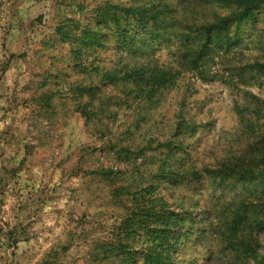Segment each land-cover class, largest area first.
<instances>
[{"label": "rangeland", "instance_id": "1", "mask_svg": "<svg viewBox=\"0 0 264 264\" xmlns=\"http://www.w3.org/2000/svg\"><path fill=\"white\" fill-rule=\"evenodd\" d=\"M105 1L0 0V264H121L119 258L117 263L106 260L101 246L116 227L123 203L111 197L105 182L93 172L111 167L125 178L130 176L133 167L115 161L114 153L104 149L105 142L120 137L132 122L137 130L134 142L122 140L121 145L131 146L133 152H139L134 149L138 146H150L152 150L136 161L146 178L156 173L167 150L176 149L175 143L170 149L156 146L176 138L173 130L181 120L195 132L191 137L177 136L186 149L174 160L180 162V170L213 166L218 154L240 141L234 108L242 102L241 89L225 81L206 83L187 73L159 94L151 109L132 105L122 108L118 119L105 120L112 135L73 112L65 89L70 83L88 81L68 67L70 47H47V40L66 18L80 24L93 22V11ZM254 28L247 25L241 30L249 36L247 50L237 57L242 63L254 60L259 42L264 44V11ZM174 47L157 46L153 58L162 65L172 64ZM99 56L105 67L118 58L111 51ZM226 70L225 79L231 74L238 82L237 71ZM252 91L264 98L257 89ZM47 92L56 101L53 112L38 100ZM212 187L203 179L199 184H163L158 192L171 204L183 200L180 206L200 217L210 207ZM209 236L184 242L178 260L205 264L208 249L213 248Z\"/></svg>", "mask_w": 264, "mask_h": 264}, {"label": "trees", "instance_id": "2", "mask_svg": "<svg viewBox=\"0 0 264 264\" xmlns=\"http://www.w3.org/2000/svg\"><path fill=\"white\" fill-rule=\"evenodd\" d=\"M263 11L264 0H106L93 11V22L80 24L66 18L54 27L47 47L67 44L68 67L88 81L70 83L65 89L73 112L87 123L95 122L101 133L112 135L104 121L118 119L122 108L151 109L159 94L172 89L186 73L206 83L225 81L242 93V102L234 108L240 141L218 154L213 166L190 172L178 169L180 162L174 160L186 149L177 136L191 137L195 132L183 120L173 130L175 139L156 146L170 149L175 143L176 149L167 150L156 173L147 178L136 161L152 150L150 146H138L134 149L139 152H133L131 146L121 145L122 140L134 142L133 122L120 137L105 142L106 153L113 152L115 161L133 167L127 178L111 167L93 172L105 182L111 197L123 203L116 227L101 246L106 260L184 264L187 261L177 258L183 243L210 234L213 248L208 249L205 264H264V98L252 91L264 94V44L259 42L251 62L237 60L241 50L248 48L249 36L241 30L249 25L254 31ZM173 45L172 64L162 65L153 58L157 46ZM107 51L118 58L105 67L99 55ZM226 69L237 71L238 82L231 74L225 79ZM38 100L54 111L53 94H42ZM131 155L136 157L132 160ZM203 179L212 183L214 194L200 217L183 209V200L171 204L158 192L163 184H199Z\"/></svg>", "mask_w": 264, "mask_h": 264}]
</instances>
